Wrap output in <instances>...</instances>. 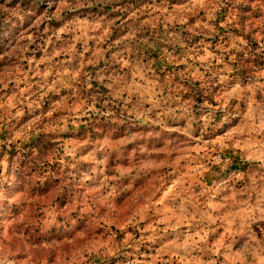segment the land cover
<instances>
[{"label": "clouds", "instance_id": "obj_1", "mask_svg": "<svg viewBox=\"0 0 264 264\" xmlns=\"http://www.w3.org/2000/svg\"><path fill=\"white\" fill-rule=\"evenodd\" d=\"M177 2L179 6L171 9L167 0L154 5L152 11L159 9L158 15L136 25L143 10L131 11L128 0H16L14 6L12 0H0V13L7 11L9 19L15 16L12 27L24 29L20 37L5 43L8 33L0 22V165L4 168L0 171V264H47L48 256L53 264L57 259L64 264H102L109 253L124 247L125 242L117 241L110 229L97 235V227L104 226L100 223L103 207L111 208L110 197L127 190L119 184L109 188L123 173L114 167L110 176L105 175L104 165L113 148L133 140L143 143L146 137L153 138L154 144L197 146L192 159L218 177L219 185L213 180L212 190L205 186L198 194L203 200L195 204L191 216L198 220L196 227L217 235L218 229L225 228V251L233 254L231 247L239 240L233 255L241 264H264V227L257 224L259 236L251 227L264 221V69L257 70L251 82L231 75L238 54L243 53L240 66L250 69L255 65L245 61H254L258 54L264 58V0ZM118 12H130L131 30L123 31L125 20L116 24L121 19L118 15L108 19ZM193 16L196 22L188 24ZM155 20L163 25V36L139 35L150 31L145 24L155 29ZM81 25L100 31L93 50L85 47L75 53L74 45L68 44L48 53L47 45L61 41L63 33L79 31ZM176 26L189 34L188 40L220 36L215 63L208 55H200L208 52L210 44L201 40L187 49ZM160 41L173 45L172 52L163 50L162 60L187 67L173 69L157 83L155 61L149 56ZM253 41L259 47L253 49ZM32 44L37 47L31 49V56L26 55ZM40 51L45 55L33 66ZM28 73L41 79L33 84ZM21 79L25 88L19 87ZM9 84L11 95L4 91ZM210 100L219 103L214 106ZM232 100L237 101L235 106L229 103ZM240 132L245 133L243 139ZM6 149L14 152L11 172ZM141 151L147 148L139 144L121 149L113 164L128 163L130 157L138 163L136 153ZM233 163L237 167L230 169ZM173 171L178 175L172 182L176 191L171 202L185 213L194 203L190 189L199 177L185 188L184 175L194 173ZM221 186L226 195L212 219L209 201ZM241 205L248 208L243 220L235 212ZM6 213L10 219L4 227ZM229 219L231 225H227ZM53 238L62 239L67 247L37 243ZM202 251L207 264H215L218 247L205 244Z\"/></svg>", "mask_w": 264, "mask_h": 264}, {"label": "rangeland", "instance_id": "obj_2", "mask_svg": "<svg viewBox=\"0 0 264 264\" xmlns=\"http://www.w3.org/2000/svg\"><path fill=\"white\" fill-rule=\"evenodd\" d=\"M15 3L16 0H12L13 6ZM162 3H165V0H128L131 11H136L137 9L143 10V14L139 15L136 25L157 16L159 9L153 12L152 7ZM167 3L169 9H171L173 5L179 6L177 0H167ZM20 7L23 8L24 5L21 4ZM108 10L111 11V6H108ZM149 13H151V15H149ZM129 14L130 12L113 13L108 19L111 20L115 19L117 15L120 16L121 19L116 20V24H120L121 20H125L126 25L123 26V31L127 32L131 30L130 26L133 25L132 20H127ZM200 15L203 16L204 12L202 11ZM220 19H222V17ZM14 21L15 16L9 19V13L7 11L0 13V22L3 23L2 30L8 33L4 38L5 43L13 37H20L24 31L19 25L12 27ZM153 22L157 25L155 29H151L150 25L145 24L144 27L149 28L150 31L140 33L139 35L146 37L152 35L163 36L165 31L163 25L160 24L158 20ZM195 22V16L188 20V24H194ZM40 27L43 29V25H40ZM112 27V35H115V25ZM25 28H27V23H25ZM179 28L180 26H176L175 30L187 45V49H191L199 44L201 40H205V43L210 44L211 47H209L207 53L201 51L200 55H208L210 59H213L215 55L219 54L215 46L220 42V36H215L214 38L193 36L191 40H188L187 36L189 34L180 32ZM168 31L172 32L173 29H168ZM220 32L222 35L223 29H221ZM62 35L63 39L61 41L53 45H47L49 54L53 52L54 48L58 49L61 46L66 47L68 44L74 45L75 53L83 52L85 47L93 50L96 47V37L100 35V31L96 30L94 32L88 25H81L79 31L75 33H63ZM39 43L40 42L37 41V44ZM37 44L30 45V51L26 53V55L31 56V49L36 48ZM251 46L253 49L259 47L255 41L252 42ZM165 48H167L168 52L173 51V45L164 44L160 41L158 42L157 48L152 51L151 56H149V59L155 61L152 65V69L155 75L160 78L157 83L166 79L173 69L176 71H183L187 67L185 64L176 65L169 63L168 58L162 60L161 57L164 56L163 50ZM187 49H185V51H187ZM179 51L180 49H177V52ZM44 55L45 53L43 51L37 52L35 54L33 66H35L36 61H41ZM63 58V56L56 57V59ZM242 58L243 53L237 55V62L233 65L234 71L231 75L238 77L242 81L246 80V82H251L255 78V72L264 69V58L258 54L254 61H245V63H253L255 65V67L251 69L240 66L239 62ZM213 62L215 63L214 59ZM27 63L28 61H25V64ZM145 63H147V60ZM39 68L43 71L45 63L41 62ZM2 71L3 70L0 69V73H2ZM24 71H26V69ZM201 71H203V69H201ZM149 76H151V73ZM28 78L35 84V81L40 80L41 76L28 73ZM176 79L179 78L177 77ZM18 83L20 88H25L23 79L19 80ZM11 88L12 85L9 84L8 88L4 89V91L11 95ZM49 95H52V93H49ZM45 99H47V97ZM210 103L215 106L219 101L210 100ZM229 103L235 106L237 101L232 100L229 101ZM43 107H47V105L45 104L42 108ZM0 111H2V109H0ZM121 127H123V125H121ZM232 131L235 132L236 129ZM239 136L243 139L245 133L240 132ZM120 139H123V137ZM152 141L153 138L146 137L143 143L133 140L123 144L121 148H113L110 152L109 159L105 162V175L110 176L111 170L114 167H118L123 173L119 181L112 180L109 188L111 189L119 184L127 190L110 197L111 208L104 206L102 209L101 215L104 216V219H101L100 223L104 226L97 227V235L99 236L110 229L112 233L116 234L117 241L123 240L125 242L124 247L120 248L118 251L113 250V252L109 253L108 258L104 260L102 264H207L208 257L204 255L202 251V247L205 244H208L210 247H218V251L213 257L215 259V264H241V262L236 259V256L233 255L238 251L241 241L237 240V242L232 245L231 253L233 254H230L228 251L224 250V245L227 243V237L223 236L226 231L225 228L218 229L220 235L209 232L208 229L200 231L196 227L198 220L191 218L195 210V204L202 203L203 200V198L198 199V194L205 189V186H207L208 190H212L213 180H216V183L219 185L218 177H211L208 180L205 176H197L202 180H198V182L192 184L190 194L194 203L187 206V211L185 213L179 212L177 208L173 207L171 202V197L176 191V187L173 186L172 182L178 175L174 173V168H179L181 170L179 174L194 173V175H184V180L186 181L184 184L185 188L188 187L187 182L196 179L195 174L198 175L203 171L198 166L200 162L192 159V157L197 154L196 151H193L197 146L193 144L177 147L168 141L159 144H154ZM133 144H139L142 149L147 148V151L136 153V155L140 157L139 162L137 163L135 159L130 157L128 163H116L114 165L113 160L121 149H131ZM70 147H75V145L72 144ZM6 151L8 150L6 149ZM236 151L239 152L240 149H236ZM13 155L14 152L8 151V172H11V159ZM133 165H135V169H133ZM236 167L237 165L233 163L230 169H235ZM126 169L128 171H125ZM3 170V165H0V171ZM137 171H139V175H137ZM224 178L227 179V176ZM129 185H131V188L128 187ZM215 191L216 195L209 201V215H211L212 219H215L217 214L214 209L226 195V191L222 186L215 189ZM104 195L107 196V192H104ZM205 195H207V192ZM256 198V195H254L252 203L255 202ZM13 211H15V209H13ZM222 211L223 209H221V212ZM235 212L243 220L248 215V208L241 205L235 209ZM8 219H10V217H8L6 213L4 227L7 226ZM105 220L108 222L105 223ZM216 223L219 224L221 221L216 220ZM231 224L232 221L229 219L227 225ZM257 224L264 227V221L258 220L251 225L252 230L259 236L261 232ZM0 231H2V229H0ZM206 232L207 236H205ZM65 239H70V237ZM37 243L67 247L62 243V239L56 238L38 240ZM110 246L111 245H109V247ZM49 251L51 252L52 249H49ZM47 264H53L52 256L47 257ZM55 264H64V262L61 259H57ZM97 264H101V262L98 261Z\"/></svg>", "mask_w": 264, "mask_h": 264}, {"label": "crops", "instance_id": "obj_3", "mask_svg": "<svg viewBox=\"0 0 264 264\" xmlns=\"http://www.w3.org/2000/svg\"><path fill=\"white\" fill-rule=\"evenodd\" d=\"M199 175H201V176H205L206 178H208V180H209V178H211V177H213V176H211V174L209 173V172H206V171H201V173L200 174H195V176L197 177V176H199ZM202 178V177H201ZM202 179H200L199 178V181H201Z\"/></svg>", "mask_w": 264, "mask_h": 264}]
</instances>
